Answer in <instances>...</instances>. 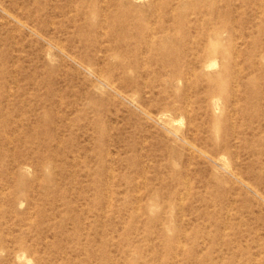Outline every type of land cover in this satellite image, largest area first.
I'll list each match as a JSON object with an SVG mask.
<instances>
[{
	"label": "rangeland",
	"instance_id": "1",
	"mask_svg": "<svg viewBox=\"0 0 264 264\" xmlns=\"http://www.w3.org/2000/svg\"><path fill=\"white\" fill-rule=\"evenodd\" d=\"M0 264H264V0H0Z\"/></svg>",
	"mask_w": 264,
	"mask_h": 264
}]
</instances>
